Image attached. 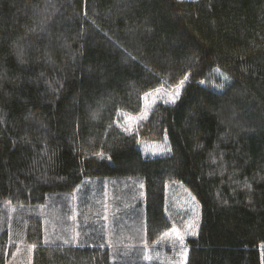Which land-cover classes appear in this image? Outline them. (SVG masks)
Returning a JSON list of instances; mask_svg holds the SVG:
<instances>
[{
    "label": "trees",
    "instance_id": "1",
    "mask_svg": "<svg viewBox=\"0 0 264 264\" xmlns=\"http://www.w3.org/2000/svg\"><path fill=\"white\" fill-rule=\"evenodd\" d=\"M178 184L187 264H264V0H0V264H163Z\"/></svg>",
    "mask_w": 264,
    "mask_h": 264
},
{
    "label": "rangeland",
    "instance_id": "2",
    "mask_svg": "<svg viewBox=\"0 0 264 264\" xmlns=\"http://www.w3.org/2000/svg\"><path fill=\"white\" fill-rule=\"evenodd\" d=\"M197 1V0H182ZM185 82L175 88H161L148 94L144 99V110L138 115H130L125 118V122L119 124V128L126 132L132 133L136 130L138 124L148 117V112L155 104L172 105L177 98L181 96ZM140 148L144 157L158 158L171 154V147L168 138L162 142H141ZM175 192H169V204L180 214L176 227L168 233V236L162 241V245H155L158 252H154V258L163 262V264H187L189 247L187 239L196 237L199 233L202 222V207L193 193L184 185L178 184ZM173 204V205H172ZM180 237H183L181 243ZM187 249V260L184 259V250ZM155 250V249H154ZM25 259L18 258L13 264H33V249H26ZM150 253V251H149Z\"/></svg>",
    "mask_w": 264,
    "mask_h": 264
},
{
    "label": "snow or ice",
    "instance_id": "3",
    "mask_svg": "<svg viewBox=\"0 0 264 264\" xmlns=\"http://www.w3.org/2000/svg\"><path fill=\"white\" fill-rule=\"evenodd\" d=\"M181 84H183V81L181 82ZM180 240H181V243H183V237H180ZM184 259L186 262V260H187V249L184 250Z\"/></svg>",
    "mask_w": 264,
    "mask_h": 264
}]
</instances>
